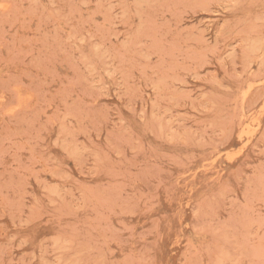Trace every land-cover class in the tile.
<instances>
[{"label":"rangeland","instance_id":"374dc122","mask_svg":"<svg viewBox=\"0 0 264 264\" xmlns=\"http://www.w3.org/2000/svg\"><path fill=\"white\" fill-rule=\"evenodd\" d=\"M0 264H264V0H0Z\"/></svg>","mask_w":264,"mask_h":264}]
</instances>
